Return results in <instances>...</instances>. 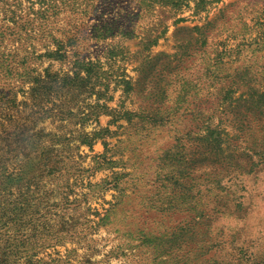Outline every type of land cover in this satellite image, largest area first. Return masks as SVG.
Segmentation results:
<instances>
[{"label": "rangeland", "instance_id": "1", "mask_svg": "<svg viewBox=\"0 0 264 264\" xmlns=\"http://www.w3.org/2000/svg\"><path fill=\"white\" fill-rule=\"evenodd\" d=\"M167 1L0 0V239L25 244L19 264H264V155L256 153L264 150V0ZM102 26L105 38L96 39ZM89 61L109 84L103 98L112 99L101 102L110 113L86 117L96 94L88 97L78 83L47 104L35 98L38 78L86 77ZM160 77L171 102L164 106L179 110V129L138 116L112 123L113 115L156 107L150 91L154 97ZM120 80L133 86L127 96ZM38 118L52 133L43 144L54 142L62 160L43 178L38 162L46 147L37 139L27 141L28 161H7L22 126ZM208 124L229 140L219 162L204 139ZM102 129L108 132L89 145ZM177 150L188 161L172 163ZM215 168L222 169L219 184L207 176ZM20 174L37 184L22 218L9 215L19 203L6 205L22 188ZM116 177L122 193L112 189ZM175 179L191 183L206 217L189 211L196 200L179 197ZM172 190L176 207L161 212L173 205ZM191 218L187 233L183 222ZM63 227L64 241L53 245L51 235ZM142 229L159 234L156 241L141 247Z\"/></svg>", "mask_w": 264, "mask_h": 264}, {"label": "trees", "instance_id": "2", "mask_svg": "<svg viewBox=\"0 0 264 264\" xmlns=\"http://www.w3.org/2000/svg\"><path fill=\"white\" fill-rule=\"evenodd\" d=\"M169 3V4H167ZM164 5L169 6L172 5L173 7H177L179 6V0H168L166 3H164ZM181 7V6H179ZM184 19H179L178 21L181 22ZM159 23V22H158ZM111 25H108V27H110ZM99 28V27H98ZM107 28V26H102V29H100V31L102 30V32L100 33L99 36L96 37V39H101V38H105V34L104 31ZM95 30H97V28H95ZM194 30H198L200 31L201 28L196 26L194 27ZM167 31V27L165 26V28L163 29V31L161 32V35H164L165 32ZM131 32V31H130ZM129 33V30L126 32V34ZM157 40H152L151 44L155 45ZM206 44V38H203V44ZM98 65V63H93L91 61L87 62L84 66L83 69L86 73V77H80L79 75V71H77L75 73V77L72 78L68 75H66L63 78H59L58 75H49L47 74L46 77L44 78H38L34 84L35 86L32 88V92L35 94V98L37 99V95L38 96H42L41 101H44L45 104H47L48 102L52 101V97L55 96L57 99H60V97L58 96L59 94L62 95L63 92L65 93L66 91L72 89L73 87H75V84H79V88L78 89H85L87 90V94L88 97H91L92 95H95V106L89 107V111L86 114V117H90L93 118V120L96 121L97 116L101 113H110L108 111V109H106L105 104H102L101 101H103V103H106L107 101H110L112 99V96L108 97V98H103L105 97V91L108 89V83L104 82L103 78H101V75L99 74V71H94V67L96 68V66ZM79 66V64H78ZM81 66V65H80ZM81 69V68H80ZM97 69V68H96ZM117 85H121L122 87V91L124 95H128L130 92L133 91V86L131 85L129 80H120L116 82ZM151 83V82H150ZM149 83V84H150ZM155 84V88H154V97L153 94L150 91V98H152V103L156 104V107H154L153 109L149 110V112L147 113H143L141 112L139 113H135V112H123V114H119V116H115L113 115V119H112V123H116V121L120 120V119H127L128 122H130L131 117L134 116H138L140 118H142V120H147L149 122H154V124H157L159 126H165L167 124H172L175 126V128L179 127V110L176 109V107H172V106H164V105H168L170 102V100H168V87H166V85H168V82H166V80L163 77H160V79L157 80V82H152ZM161 85V86H160ZM99 86V88H97V90H95V88ZM102 86V87H101ZM152 87L150 86V89ZM158 93V94H156ZM252 96L250 95L249 98H251ZM179 98L183 99L182 96H179L178 99L175 102V105H177V103H179ZM242 97H239V100H241ZM261 101L259 103V106H264V95L261 96ZM183 102H186V100H182ZM164 107H163V106ZM163 107V108H162ZM49 111H53V108H51ZM105 111V112H103ZM198 115L203 117V112L202 111H197ZM142 114H144V116H142ZM180 116V115H179ZM64 117V116H63ZM204 118V117H203ZM213 117L211 115H207V119L206 121L212 119ZM246 118V117H244ZM41 119H37L36 122H34L31 125H25L22 126L21 132L18 135V139L16 141V147L12 148L9 150V156L7 158V161H9L10 163H20L23 161H28L27 158L29 156V153L26 151L27 149V145L29 143H27V141L30 138H34L37 139V142L41 143V145H43V147H46L44 150V155H42L39 159L38 165H39V173L37 175L38 178H43V176H52L54 174H56L59 171V163L62 160L57 159V154L59 153L60 149L54 148L53 146L55 145L54 142H50V145L45 146L43 143L46 140V137H48V135H52V133L46 132L45 128L42 126H38V121ZM63 120V119H61ZM219 126L217 125L216 127H214V129H211V126L208 124L207 130H206V134L204 135V139L209 140V144L210 147H212V151L210 150L209 153H211L214 158H213V162H219L218 160L220 159V157L222 156V153L225 151V149L222 147V144L224 145H228L229 144V140L228 138L225 139L223 138L222 134L224 131L220 130L219 131ZM179 129V128H177ZM198 128H195L193 130H188L185 132V136H190V134L192 132H196ZM245 129V128H244ZM103 132H108L107 129H102L100 131L97 132H93L91 140L88 142L89 145L92 144V141H94V139L97 138H102L103 135H105ZM226 134V133H225ZM55 137V136H54ZM227 137V134H226ZM242 137V136H241ZM244 137V136H243ZM244 141L246 138H243ZM105 143V142H104ZM251 148V147H249ZM56 151L57 153L55 155H53L52 153ZM254 151V150H253ZM255 152V151H254ZM256 153L264 155V150H257L256 149ZM255 154V153H253ZM179 157V158H177ZM170 159L172 160V163L174 164H178V162L181 161H188L185 158V154L183 152L180 151H176L173 154H170ZM190 162H193L191 160H189L188 164H190ZM21 167V166H20ZM235 167H239V166H235ZM235 167L232 168V165L230 166V168L235 169ZM229 168V169H230ZM243 168H239V170H242ZM219 171H222V169H214L209 175H214L215 178V182L216 183H220V178H218L219 176ZM18 178V183L17 184H22V188H20L17 192L18 195L17 197L12 198V195H8V201H7V206H9L11 208V210H13V205L14 203H19L20 206H17L14 208L13 211H11L9 213L13 214V217H18L20 216V218L23 217L24 214V208L25 205L29 202V199L32 197V194L34 193V190L31 189V186H35L37 188V184L35 183L34 180H31L30 178L25 177L23 174L17 175ZM211 178L207 177L206 180L209 181ZM114 184L112 186V189H116L117 192L122 193L124 191L123 187L121 186V182L119 181V178L116 177L114 179ZM179 184L184 193L182 195L179 194V197H183V199H191V200H196V203L192 206L191 205V209L189 211H191L192 209L196 211V215L195 218H203L206 217V212L205 210H200L197 206L201 204V199L197 200V195L198 192L195 194L194 191L192 190V188L190 187L191 183L188 184H180L178 182L177 179H175L174 183H172L171 185L173 186L174 189H176V185ZM173 191L172 190V204L170 206L167 207H162L160 208L161 212H170L173 211L176 207V197H173ZM39 196L35 195L34 199H38ZM182 202L184 200H181ZM118 203H116V206L118 207ZM3 208H1L0 206V211H2ZM9 218V217H8ZM195 218H191L189 220H185L183 222L184 226L186 229L187 233H191L192 227H191V223L193 222V220L196 221ZM106 220L108 219V215L105 218ZM63 221V220H61ZM194 221V222H195ZM5 223V221H3ZM181 227L180 231H184V228ZM2 230V228H0ZM3 229H7L6 226H3ZM65 229V230H63ZM145 229H142L141 231L138 230L140 237L138 238L139 240V245L145 246L148 242H153L156 241L154 238H158L156 237L159 234H154L153 231H144ZM56 232L53 233L51 235V239H54L53 241V245L57 244V243H62V241H64L65 238L60 237V234H63L64 231H69V228H61L58 230H55ZM49 232V231H47ZM61 232V233H60ZM1 233V231H0ZM50 233V232H49ZM7 236L6 239H0V264H19V260L22 259V255L23 252L21 250V248L25 247V244H22L21 246H12L9 245L7 243ZM153 239V240H152ZM50 246V245H49ZM49 246H45V247H49ZM212 258V256L210 257ZM209 258V259H210ZM186 260H189V258H187Z\"/></svg>", "mask_w": 264, "mask_h": 264}]
</instances>
